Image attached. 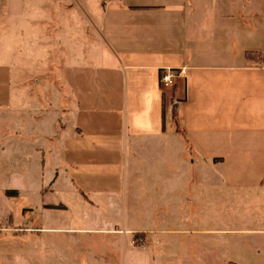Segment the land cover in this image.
<instances>
[{"label": "crops", "instance_id": "1", "mask_svg": "<svg viewBox=\"0 0 264 264\" xmlns=\"http://www.w3.org/2000/svg\"><path fill=\"white\" fill-rule=\"evenodd\" d=\"M29 3L0 0V174L35 201L14 224L172 234L154 223L201 220L218 183L264 214V0ZM73 33L79 57L59 49Z\"/></svg>", "mask_w": 264, "mask_h": 264}, {"label": "rangeland", "instance_id": "2", "mask_svg": "<svg viewBox=\"0 0 264 264\" xmlns=\"http://www.w3.org/2000/svg\"><path fill=\"white\" fill-rule=\"evenodd\" d=\"M27 1L28 4L30 1L34 3V0ZM30 8L33 7H27ZM26 17L27 49L34 52L40 47L30 37L38 36V26L45 24H35L33 14H27ZM71 25L82 27L84 24L73 22ZM73 34L72 39L60 40L59 49L66 48V54L79 57V41L82 40ZM62 61L67 63L65 55ZM3 111L0 107V113ZM210 185L204 189L201 220L199 217L193 218L197 211L192 208L188 211L186 223L172 222L170 226L163 224V220L154 223L158 227H171L174 230L169 233L172 234L159 230L153 234L147 231L141 237H134V232L122 231L97 233L42 230L24 220L16 225L14 219L20 220L21 209L30 203L33 205L35 201L26 192L6 197L5 188H19V182L2 173L0 264H264V235H260L257 230L264 223L259 198L250 199L249 192L243 190L235 189L231 192L220 183L213 185L212 192L208 189ZM8 212L13 214V218ZM177 227L182 230L176 231ZM201 240L204 243L202 247ZM166 243L168 246L164 245ZM187 247L193 250L201 248V253L188 255ZM190 257L192 261L187 260Z\"/></svg>", "mask_w": 264, "mask_h": 264}, {"label": "built area", "instance_id": "3", "mask_svg": "<svg viewBox=\"0 0 264 264\" xmlns=\"http://www.w3.org/2000/svg\"><path fill=\"white\" fill-rule=\"evenodd\" d=\"M176 77H178V73H175L172 69H166L160 76L161 88L163 90L169 88Z\"/></svg>", "mask_w": 264, "mask_h": 264}, {"label": "trees", "instance_id": "4", "mask_svg": "<svg viewBox=\"0 0 264 264\" xmlns=\"http://www.w3.org/2000/svg\"><path fill=\"white\" fill-rule=\"evenodd\" d=\"M246 57L248 58H259L261 57V54L259 52H256V51H248L246 52ZM6 194L7 195H16L17 192L16 191H6ZM140 233H135L134 234V237H138Z\"/></svg>", "mask_w": 264, "mask_h": 264}]
</instances>
